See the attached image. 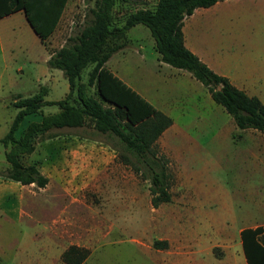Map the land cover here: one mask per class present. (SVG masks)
Masks as SVG:
<instances>
[{"label":"rangeland","instance_id":"obj_1","mask_svg":"<svg viewBox=\"0 0 264 264\" xmlns=\"http://www.w3.org/2000/svg\"><path fill=\"white\" fill-rule=\"evenodd\" d=\"M95 1L68 0L59 27L46 42L50 51L63 45L68 36L77 35L89 22L92 18L90 10L95 7ZM116 1L113 6V26L121 25L130 12L140 7L153 8L155 2ZM236 2L237 0H222L206 13L211 21L206 34L212 40L228 41L231 29L230 6ZM219 17L225 20L220 26H214V19ZM5 27L9 31L0 34V138L7 133L14 117L16 108L13 100L18 95L27 97L38 91L39 86L44 83L40 68L45 66L42 61L43 46L22 13L1 21L0 30ZM143 28L146 34H142L140 40L132 38L124 58L122 53H117L111 62L115 60L126 74L131 77L138 75L141 82L146 83L137 71L136 66L139 64L138 56L133 53L135 50L140 49L145 58L141 67H145L155 78L157 73L163 71H160L149 30L145 26ZM91 68L92 65H88L81 71L77 84H86ZM85 91L93 94L94 88L87 86ZM74 96L75 91L72 97ZM215 106L220 113L209 128L196 127L199 125L197 117L208 116L209 107L200 108L197 112L189 108L187 115L190 120L181 123L193 125L183 129L188 137L174 139L178 147H194V152H185V156L192 161L176 159L159 147L168 157L173 174L169 202L154 208L150 202L148 180L130 167H127L128 171L122 176L112 177L107 183L104 181L103 185L107 187L102 191L94 189L87 194L93 206L94 217L103 220V223L93 225V231L102 233L104 238L94 241L92 248H87L91 255L85 264H179L181 246H184V258L188 259L185 264H244L239 239L235 243V255L228 256L233 246L229 238L237 236L238 229L244 225L264 222V191L237 192V188L245 186L239 187L236 178L245 180L253 164L251 152L254 146L264 144V133L251 131V128H238L222 106L216 103ZM26 122L27 119L16 136L22 135ZM77 130H85V133L95 134L103 141H110V138L96 131L91 122L84 129ZM8 151H11V145L4 146L0 142L2 174L9 166L6 160ZM7 226L9 224L5 215L0 214V229L5 230ZM13 232L22 230L14 228ZM157 241L168 243L166 246L162 243L155 245ZM211 243L213 255L207 251V245ZM191 246L193 248L189 255Z\"/></svg>","mask_w":264,"mask_h":264},{"label":"crops","instance_id":"obj_2","mask_svg":"<svg viewBox=\"0 0 264 264\" xmlns=\"http://www.w3.org/2000/svg\"><path fill=\"white\" fill-rule=\"evenodd\" d=\"M220 1L222 0L209 7L196 8L191 15L183 19L184 45L214 72L226 76L237 88L242 89L247 95L258 97L264 103L262 99L264 97L262 83L264 82V0H237L236 4L230 6L231 29L226 42L212 40L206 34V30L211 26L206 13ZM156 2L157 0L154 5ZM64 10L53 33L61 23ZM17 13H22L25 18L23 11L19 10L1 17L0 22ZM223 20L225 19L221 17L215 18L213 25L220 26ZM140 25L143 24L131 26L125 36L116 41L121 47L111 54L105 66L157 110L171 118L172 123L161 132L156 141L160 149L176 159L192 161L185 156V152H194V147L184 149L174 143L175 138H187L188 135L183 129L193 126L181 125L182 122L190 120L187 110L192 108L197 112L200 108L209 107L208 116L197 117L199 123L196 125L197 128L199 126V128H209L210 124L216 121L220 110L200 81L188 71L161 61L156 50L160 71H163L157 73L156 78L145 67H141L145 58L140 49L133 52L138 56L137 71L146 83L141 82L138 75L131 77L126 74L115 60L111 62L117 53H122L124 58L132 38L140 40V36L146 34L143 28L145 25ZM6 27L0 30V34L9 31ZM52 34L44 42L35 34L44 49L42 61L45 66L40 68L44 83L39 88L41 86L46 88L43 99L48 102L63 99L69 91V83L62 70L49 67L47 64L54 52L46 47V42ZM152 44L154 47L153 37ZM0 46L2 48L1 42ZM15 100L16 98L13 102ZM59 110L56 104H45L36 113L24 116L15 131V137H21V135L16 136V132L22 127L25 119L27 122L21 134L30 123L40 122L43 115L54 114ZM17 111L18 108L14 116ZM77 128L84 129V127L51 129L53 135L38 137L34 150L23 156L24 164L35 163L39 172L47 178L45 186L38 187L35 183L22 184L0 173V214L5 215L9 224L5 230L0 229V259L3 264H67L63 261L62 254L70 246L89 249L92 248L94 241L104 238L102 233L93 231V225L103 223V220L94 217L93 206L87 194L94 189L102 191L107 187H104V181L107 183L112 177L122 176L130 166L119 160L117 142L112 139L108 142L103 141L97 135L85 133V130L81 131ZM251 131L262 133L255 129ZM251 161H253L252 168L245 180L236 178L239 187L245 186V188H237V192L264 191V144L254 146ZM258 226L264 227V222L244 225L238 229L237 236H230L233 246L228 254L229 257L235 255V243L239 239L243 263L248 264L241 231ZM14 228H19L22 232H13ZM213 243L207 245V251L211 255H213L211 252ZM192 248L193 246L190 247L189 255ZM183 249L184 246H181L178 254L181 257L179 264L188 262V259L184 258L186 254ZM90 255L91 252L80 264H85Z\"/></svg>","mask_w":264,"mask_h":264},{"label":"trees","instance_id":"obj_3","mask_svg":"<svg viewBox=\"0 0 264 264\" xmlns=\"http://www.w3.org/2000/svg\"><path fill=\"white\" fill-rule=\"evenodd\" d=\"M219 0H157L153 8H138L130 12L121 25H112L116 0H96L90 10L92 18L75 36L49 57V67L62 70L69 83L66 96L58 101H45L46 88L27 97L16 96L18 108L7 133L0 138L11 151L6 153L8 168L4 177L22 184L35 183L43 187L47 178L35 163L24 164L22 158L34 150L38 137L53 135V128L92 127L119 145V160L149 182L151 205L156 208L171 199L173 174L168 157L161 152L157 139L172 120L135 92L106 66L105 62L121 47L116 41L125 36L135 24L145 25L153 37L154 48L161 61L191 73L208 90L240 129H255L264 133V103L256 96L247 95L230 80L210 69L184 45L183 19L196 8L209 7ZM67 0H0V18L22 10L29 26L44 42L55 30ZM92 65L86 84H77L81 71ZM93 87V94L85 88ZM75 91V96L72 97ZM71 99L73 102H71ZM56 104L59 111L43 115L40 122L30 123L21 137H15L24 116L36 113L42 105ZM49 131V132H48ZM48 132V133H46ZM39 134V135H38ZM248 264H264V227L241 231ZM166 242H155V245ZM88 249L70 246L62 254L67 264H80ZM0 264L3 262L0 259Z\"/></svg>","mask_w":264,"mask_h":264}]
</instances>
